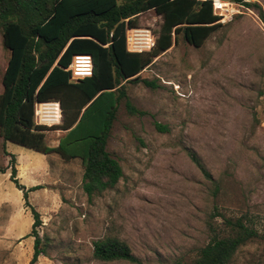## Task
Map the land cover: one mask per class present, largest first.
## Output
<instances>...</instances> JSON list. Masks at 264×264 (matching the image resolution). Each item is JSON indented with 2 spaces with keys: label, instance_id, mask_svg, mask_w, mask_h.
<instances>
[{
  "label": "rangeland",
  "instance_id": "1",
  "mask_svg": "<svg viewBox=\"0 0 264 264\" xmlns=\"http://www.w3.org/2000/svg\"><path fill=\"white\" fill-rule=\"evenodd\" d=\"M245 1L257 3L264 14V0ZM259 8L229 12L199 47L182 38L173 43L141 73L156 87L127 84L128 99L141 113L131 114L125 99L119 102L107 150L123 176L100 195L88 197L82 190L79 158L65 161L0 137V264H32L31 207L39 212L38 232L45 242V254L34 264H135L94 259L92 242L105 235L125 240L139 264H189L213 234L226 233L225 218H239L258 233L230 264H264V20ZM160 23L154 10L138 16V27L154 35ZM8 55L0 34V92ZM48 108L50 117L42 124L59 123V105ZM155 122L166 130H157ZM62 134L49 130L46 142L56 145ZM187 149L220 181L215 197ZM11 167L24 188L40 186L28 191V206L10 179Z\"/></svg>",
  "mask_w": 264,
  "mask_h": 264
},
{
  "label": "trees",
  "instance_id": "2",
  "mask_svg": "<svg viewBox=\"0 0 264 264\" xmlns=\"http://www.w3.org/2000/svg\"><path fill=\"white\" fill-rule=\"evenodd\" d=\"M246 7L255 2L228 0ZM148 10L160 15L161 23L149 50L129 51L126 29L138 27V16ZM262 19L264 14L259 8ZM214 14L211 0H0V34L8 51L2 73L0 92V137L34 151L59 154L65 161L79 158L83 167L82 190L88 197L114 188L123 176L116 157L107 150L118 104L125 99L131 114H140L128 99V83H156L141 73L154 59L167 51L180 38L194 47L222 24ZM92 57L91 76L71 80L67 70L74 54ZM56 102L60 122L53 125L35 121V105ZM159 131L165 126L155 122ZM61 130L56 145L46 142V132ZM190 160L209 183L215 197L220 181L214 178L199 155L186 150ZM13 158V154H10ZM5 172V170H1ZM16 169L11 167L10 179L27 193L29 188L17 182ZM32 224L28 234L34 238L31 263L45 254L38 232L42 225L39 212L31 207ZM224 234H213L198 247L189 264H230L234 255L257 231L241 219L225 218ZM92 257L103 262L140 263L130 245L117 236L105 235L92 242Z\"/></svg>",
  "mask_w": 264,
  "mask_h": 264
},
{
  "label": "built area",
  "instance_id": "3",
  "mask_svg": "<svg viewBox=\"0 0 264 264\" xmlns=\"http://www.w3.org/2000/svg\"><path fill=\"white\" fill-rule=\"evenodd\" d=\"M214 14L219 16L218 21L224 20L230 12H238V8L243 4L228 0H211ZM155 35L146 27H132L126 29V47L129 51L149 50L154 44ZM92 57L87 53L74 54L67 70L70 72L71 80H80L91 76L92 73ZM48 102H40L35 105V113L40 116L41 120L37 123H44L50 117L48 112ZM43 117V118H42Z\"/></svg>",
  "mask_w": 264,
  "mask_h": 264
},
{
  "label": "bare ground",
  "instance_id": "4",
  "mask_svg": "<svg viewBox=\"0 0 264 264\" xmlns=\"http://www.w3.org/2000/svg\"><path fill=\"white\" fill-rule=\"evenodd\" d=\"M57 103L55 102H48L47 106H56ZM53 109H58L57 107H54ZM58 116H60V113L58 114Z\"/></svg>",
  "mask_w": 264,
  "mask_h": 264
}]
</instances>
